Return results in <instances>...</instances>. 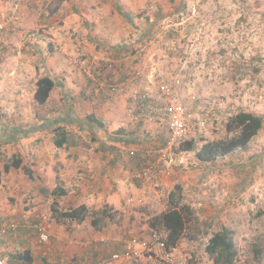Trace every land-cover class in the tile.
<instances>
[{"label": "crops", "instance_id": "0c3cea01", "mask_svg": "<svg viewBox=\"0 0 264 264\" xmlns=\"http://www.w3.org/2000/svg\"><path fill=\"white\" fill-rule=\"evenodd\" d=\"M144 2L0 0L4 27L0 31V113H12L0 125V146L10 159H21L18 169L4 173L0 167V227H16L0 242L1 264H14L15 255L25 251L32 264H96L121 251L128 238L148 237L152 219L167 209L168 196L165 201L163 196L172 188L182 190L183 201L192 211L190 223L196 227L179 241L177 251L185 243L193 253L194 239L207 243L222 228L232 232L235 245L242 233L252 231L239 224L249 223L244 221L245 211L253 205L249 186L259 173L264 182V168L255 169L249 159L238 167L245 151L205 163L192 153L198 181L182 179L185 187L162 181L166 189L144 193L137 186L134 176L158 160L169 136L165 126L133 123L127 116L131 107L127 97L132 93L128 80L138 75L143 62L137 52L139 41L126 38L132 22L127 14L138 12ZM131 58L139 69L132 67ZM84 61L107 84L97 85L87 78L79 67ZM44 77L53 81V88L39 105L34 93L36 82ZM115 83L117 88L111 91ZM136 86L141 88L142 83ZM32 107L47 115L44 122L31 125ZM58 127L68 133V143L61 148L53 142ZM131 151L135 159L129 158ZM183 154H176V161ZM159 175L163 180V173ZM60 189L65 195L54 194ZM81 205L99 213L100 228L92 227L90 216L81 224L56 221L57 212ZM36 224L48 235L46 242L33 229Z\"/></svg>", "mask_w": 264, "mask_h": 264}, {"label": "rangeland", "instance_id": "374dc122", "mask_svg": "<svg viewBox=\"0 0 264 264\" xmlns=\"http://www.w3.org/2000/svg\"><path fill=\"white\" fill-rule=\"evenodd\" d=\"M128 14L132 22L126 38L128 41H139L136 43L137 52L143 58L141 69L134 64L135 59L131 58L132 67L137 66L140 72L138 75H131L128 80L130 86L127 89L132 92L127 97L130 106L133 104L132 96L144 89V86L155 94L159 92L158 86L162 83H175L179 80L174 91L185 107L189 130L185 141H196L197 148L204 143L199 141L200 137L206 142L225 137V122L231 115L240 111L260 115L263 119L262 129L255 138L256 142L251 143V150L245 151L244 158L238 160V167L246 165L245 161L248 162L249 159L250 165L253 163L255 169L264 168V0H145L142 9L135 15ZM2 26L0 25V31L4 28ZM79 67L86 75L90 65L84 61L79 62ZM96 80L107 84L98 78ZM140 82L142 86L138 88L136 84ZM30 103L32 106V100ZM52 103L53 101L49 104ZM131 108L127 116L132 111ZM8 114L9 116L7 113H0V125L12 113ZM46 117L45 113L39 112L35 107H32L29 114L31 123L37 120L44 122ZM13 118L15 117L12 115L11 120ZM128 119L133 123L165 126L164 130L169 135L165 123L149 122L143 118L138 120L131 116ZM178 146L169 152L168 159L164 161L159 156L156 162L148 163L134 176L137 179L146 168L154 167V172L137 184L144 193L149 192V189L157 193L160 188L166 189L162 187V181L169 182L172 187H185V183L182 184V179L185 178L198 181L199 168L191 164L194 152H181L184 153L181 160L176 161L175 156L180 153L175 151ZM2 148L0 146V167L3 168L10 161V154L2 152ZM132 152L134 156H128L135 159L136 153ZM159 172L163 173V180L161 175L157 176ZM262 178L259 173L255 183L249 186L253 190L249 195L253 205L245 211L247 217L244 219L249 220V223H241L239 227L244 229L247 225L252 231L249 234L242 233L235 240L237 257L233 264H264ZM173 190L175 188L171 191ZM175 191L180 204L186 205L182 190ZM167 196L166 193L163 201ZM194 229L196 227L193 228L189 221L184 238H188ZM150 231L153 230L150 228ZM192 242L196 247L193 253L185 243L178 247L181 253L187 255L188 264H210L204 255L206 241L196 238Z\"/></svg>", "mask_w": 264, "mask_h": 264}, {"label": "trees", "instance_id": "16d2710c", "mask_svg": "<svg viewBox=\"0 0 264 264\" xmlns=\"http://www.w3.org/2000/svg\"><path fill=\"white\" fill-rule=\"evenodd\" d=\"M129 15V14H128ZM127 15L128 21H130ZM53 88V81L47 77L40 78L36 82L34 100L42 105L48 99ZM91 121V118H88ZM263 126V119L260 115L252 112L240 111L231 115L225 122V137L215 141H205L200 137L199 141L204 142L200 148H197L196 141H183L175 148L176 152H194L195 157L200 162H214L219 158H223L236 151H247L251 140L259 133ZM169 139V136H168ZM68 133L58 127L54 129L53 142L56 147L61 148L68 142ZM168 140L165 142L166 145ZM21 159L13 157L8 163L3 165L2 171L8 172L10 169H18ZM1 173V171H0ZM1 177V174H0ZM175 190H177L175 188ZM173 190L169 193L167 199V209L165 212L154 217L150 223V228L162 235V239L167 249L175 248L179 241L184 237L187 223L191 220L192 211L187 205H182L177 198V192ZM57 196L65 195V191L58 190L54 192ZM177 194V195H176ZM56 211V210H55ZM101 214H105L103 211ZM99 213L89 211L84 205L71 208L67 211H59L55 218L57 222L68 220L76 224H81L90 216L92 217L91 225L94 228H100L102 225ZM107 215H104L106 217ZM205 253L213 261L214 264H233L237 257V250L233 240L232 232L222 228L214 233L208 239ZM14 264H32L29 252L17 254L13 258Z\"/></svg>", "mask_w": 264, "mask_h": 264}, {"label": "built area", "instance_id": "2783aa9c", "mask_svg": "<svg viewBox=\"0 0 264 264\" xmlns=\"http://www.w3.org/2000/svg\"><path fill=\"white\" fill-rule=\"evenodd\" d=\"M87 77L103 86V82L96 80L97 73L93 68L89 67L86 71ZM180 81L175 83H162L158 86L159 92L140 91L132 96V111L128 114L134 119H145L148 121L167 123L169 129V139L164 148L160 152V157L165 161L169 157V152L185 141L189 130L185 107L179 101L175 94V87ZM116 85H111L110 90L115 91ZM130 156H134L131 151ZM154 172V167H148L140 175L137 176V183L140 184L146 180L150 173ZM15 225L0 227V242L15 229ZM33 229L38 232L41 241L46 242L48 235L43 231L40 225H34ZM1 264V262H0ZM96 264H188L187 256L179 252L175 248L167 249L162 239V235L156 231H151L146 238L130 237L121 249L102 259Z\"/></svg>", "mask_w": 264, "mask_h": 264}]
</instances>
